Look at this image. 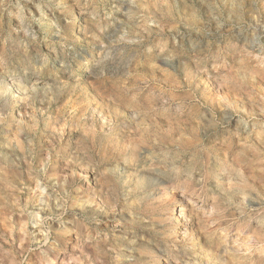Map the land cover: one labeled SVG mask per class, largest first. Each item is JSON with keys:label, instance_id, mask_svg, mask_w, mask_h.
<instances>
[{"label": "rangeland", "instance_id": "obj_1", "mask_svg": "<svg viewBox=\"0 0 264 264\" xmlns=\"http://www.w3.org/2000/svg\"><path fill=\"white\" fill-rule=\"evenodd\" d=\"M0 186V264H264V0H0Z\"/></svg>", "mask_w": 264, "mask_h": 264}, {"label": "bare ground", "instance_id": "obj_2", "mask_svg": "<svg viewBox=\"0 0 264 264\" xmlns=\"http://www.w3.org/2000/svg\"><path fill=\"white\" fill-rule=\"evenodd\" d=\"M196 115V114H195ZM190 118V117H189ZM182 126V125H181ZM171 127V126H170ZM173 127V126H172ZM182 128H184V130H183V132H184V135H187V134H189V135H191V134H193V132H194V128H195V125H194V123L192 124V123H190V124H188V125H184V127H182ZM174 129V128H173ZM151 128H150V132H151ZM179 132V131H178ZM147 136H149L148 135V133H145L144 134V137H146L147 138ZM172 136H175V134H172ZM172 136H167V141H172L173 140V137ZM183 141V140H182ZM187 145V144H186ZM89 153V152H88ZM239 161L241 162V163H245V162H247L248 160H247V157H245V156H243V157H241L240 159H239ZM29 166V165H28ZM32 167V166H31ZM28 168V167H27ZM20 170H21V167H20ZM19 170V171H20ZM22 170H24V169H22ZM50 169H48V171H49ZM30 172V171H29ZM254 173H256V172H254ZM33 175H35V176H33V177H35L36 179H39L38 177H39V175L37 174H34L33 173ZM247 174H245V173H241L240 175H239V178H240V180L242 181V182H246L247 180H248V176H246ZM253 176H251V177H255L254 176V174H252ZM256 175V174H255ZM257 175H258V173H257ZM256 175V176H257ZM26 175H25V172L23 171V172H21V174H19V177H18V180H21V181H24V177H25ZM27 176H29V175H27ZM45 176V175H44ZM250 176V175H249ZM261 177V176H260ZM12 178V177H11ZM32 178V177H31ZM35 178H33V179H35ZM259 178V176L257 177V179ZM41 179V178H40ZM253 179V178H252ZM255 180H256V178H255ZM260 181H262L263 182V180L261 179ZM27 182H28V180H27ZM257 183V182H256ZM256 183H255V185H256ZM5 184H7V183H5ZM14 184H16V183H14ZM25 184H31V182H28V183H25ZM13 185V184H12ZM10 187H13V186H11V184H10ZM65 187V186H64ZM106 188L105 189H107V191H114V188H115V185H112V183H108L106 186H105ZM104 190V189H103ZM102 191V190H101ZM38 193V192H37ZM3 195H7L6 197L8 198V199H10L12 196H13V193H12V191L10 190V189H8V188H4V187H2V186H0V196H3ZM110 196V195H109ZM108 196V197H109ZM6 198V199H7ZM32 198V196L30 197V199ZM16 199V198H15ZM2 200H3V198H2ZM4 201V200H3ZM12 201V200H11ZM18 201V200H17ZM5 202H6V200H5ZM10 202V201H9ZM77 202H79V207H81L82 209L83 208H85V206H87V204L89 203V202H87V203H84V201H83V203L81 202V201H77ZM1 204V203H0ZM78 204V203H77ZM12 205V204H11ZM8 207H9V205H7ZM90 207V206H89ZM3 208H4V210L7 212V211H9L8 210V208H6V206H3ZM59 208V207H58ZM2 209V208H1ZM3 210V209H2ZM11 211V210H10ZM8 213V212H7ZM4 215V214H3ZM12 214H11V212H10V214H9V216L10 217H12L11 216ZM6 216V218H7V215H5ZM10 217H8V218H10ZM3 218V217H2ZM6 218H4V219H2V221L3 220H5L6 222H8L7 221V219ZM26 220H27V218H25ZM19 220H21V218L19 219ZM22 220H23V218H22ZM21 220V221H22ZM26 220H25V223L23 222V224H26L27 222H26ZM24 221V220H23ZM4 222V221H3ZM3 222H2V224H3ZM6 222H4V223H6ZM9 223V222H8ZM14 223V222H13ZM133 223V222H132ZM15 224V223H14ZM133 224H135V223H133ZM1 225V224H0ZM9 225V224H8ZM17 225V224H16ZM3 226V225H2ZM9 226H11V224L9 225ZM12 226H13V224H12ZM26 226V225H25ZM1 227V226H0ZM4 227V226H3ZM3 227H2V229H3ZM6 227L8 228V226H7V223H6ZM6 227H4L5 229H6ZM13 228V227H12ZM11 229V228H10ZM7 231V230H6ZM12 231H13V229H12ZM67 231V230H66ZM65 232V231H64ZM29 238V237H28ZM27 238V239H28ZM24 241H26V240H24ZM121 241V240H120ZM28 242V241H27ZM121 242H123V241H121ZM22 243V242H21ZM23 243H26V242H23ZM23 243H22V245H23ZM26 244H29V242L28 243H26ZM31 244V243H30ZM127 244V243H126ZM5 245V244H4ZM6 246V245H5ZM24 246V245H23ZM27 246V245H26ZM103 248V246L101 247V249ZM142 248V247H141ZM23 249V248H22ZM24 249H25V247H24ZM98 249V248H97ZM100 249V248H99ZM100 249V250H101ZM144 249V248H143ZM100 250H98V251H100ZM23 251V250H22ZM97 251V250H96ZM103 252H104V250H103ZM121 252V251H120ZM15 253V252H14ZM98 253V252H97ZM100 253V252H99ZM105 253V252H104ZM12 254V253H11ZM101 254V253H100ZM122 255V254H121ZM104 257H105V255H104ZM151 258V257H150ZM13 260V259H12ZM6 261H8V260H6ZM5 262V261H4ZM13 262V261H12ZM7 263V262H6ZM5 263V264H6ZM9 263V262H8ZM11 264V263H10Z\"/></svg>", "mask_w": 264, "mask_h": 264}]
</instances>
